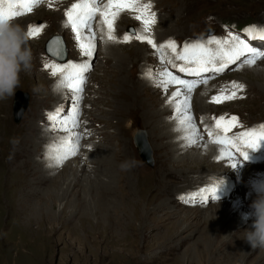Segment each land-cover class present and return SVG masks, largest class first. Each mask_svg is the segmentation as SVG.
<instances>
[{
	"label": "rangeland",
	"instance_id": "374dc122",
	"mask_svg": "<svg viewBox=\"0 0 264 264\" xmlns=\"http://www.w3.org/2000/svg\"><path fill=\"white\" fill-rule=\"evenodd\" d=\"M156 1L155 10H151L157 13V22L159 18H167L166 13L172 10L171 13L180 17V21L171 23L174 32H177L174 35L176 38L171 39L177 45V52L186 43L206 42L213 37L224 39L229 32L264 51V40L250 39L245 31L252 27L264 28V0ZM146 2L149 3L148 0ZM54 10L53 7L45 8L39 4L33 9L35 13L12 20H24L20 23L27 29L29 25H44L46 32L42 30L44 35L38 38L40 42L34 46L39 67L36 71L31 70L20 76V85L14 95L0 100V264H264V248H252L256 251L250 252L244 259L241 251L245 250L238 247L240 249L235 252L230 245L235 228L239 232L236 236H243L246 229L253 230L252 218L246 220L251 224L245 222L242 228L237 229L236 216H224L230 204L235 199H241L243 191H246L244 197L247 199L259 185H264V159L254 156L253 150L243 149L247 151L248 157L242 159V167H239L234 178L209 177L211 173L207 168L203 171L197 166L192 168L193 165L190 166L186 161L184 165L178 161L168 162L161 167L163 163L160 161L165 150H158L147 134L148 128L143 126L142 113L146 108L134 106L130 107L129 116L122 122L125 130L118 140L123 141L124 149L129 153L130 161H135V166L130 170L131 174L122 170L120 165L126 161L124 159L108 174L114 184L113 193L106 200L114 203L104 206L99 204L102 196L97 200V194L91 197L86 194L92 185L97 186L96 179L104 176L103 154L97 146L88 150L89 147L80 144L75 147V155L67 156L57 163L56 157L62 153L50 149H58L68 133L53 130L47 120L50 106H43L42 103L49 94V87L44 80L43 65L46 60L69 63L73 56L70 53L74 50L69 49L71 40L66 37V33H72L71 28H64L63 36L58 33L56 24L51 22V14L57 13ZM92 26L95 27L94 20ZM114 28L118 29L116 26ZM124 28L127 29L124 31ZM124 28V33L136 31L128 24ZM57 36L62 40L64 50L60 60L48 52L49 41ZM98 46L99 42L93 55L96 59L99 56ZM209 47L214 49L216 45ZM155 58L153 53L148 54L143 64L149 67ZM110 64L103 73H99L104 75L103 84L100 83L104 97L116 81V65L113 62ZM238 64L240 61L231 68L232 65H229L230 69H225L224 73L193 90L201 91L203 86L213 83L212 93H217L222 87H228L231 91L229 86L232 82L244 85L245 91L237 92V99L219 103L216 106L223 105L220 109L204 115L211 128L214 127L213 117L224 115L227 120L236 116L240 126L233 128L228 133L229 137L239 135L242 131L259 130L264 124V58L257 60L254 64L256 68L253 66L247 72L237 68ZM96 65L95 60L91 62L90 71L85 73L87 80L97 69ZM150 83L153 82L150 80ZM93 86L98 85L94 83ZM176 87L171 86L167 91ZM19 92L26 94L27 101L24 113L17 119L15 104L22 106L26 100L25 96L15 99ZM62 105L67 107L66 103ZM44 107L48 110H44ZM85 109L89 110L91 106ZM70 110L67 108L61 116L68 115ZM101 113L104 114L99 117L101 124L118 123V120L111 121L104 111ZM80 117L81 114L79 120ZM202 117L199 115V120ZM105 127L103 131L112 133V128ZM78 128L72 131L77 133ZM205 130L201 129V137H208ZM139 132L144 134L150 150L148 159L143 158L135 144ZM22 139L29 141L27 147L22 148ZM84 140L87 141V138ZM167 141L164 134L161 142ZM174 141L172 137L170 145L173 146ZM205 143L210 144L208 140ZM110 147L112 149L113 145ZM256 149L263 151L264 141ZM13 151H21V155L15 159ZM232 151L239 156L237 158L234 155L235 161H240L242 157L239 153ZM222 161L226 166L230 160L226 157ZM225 182L228 186L224 188ZM214 184H217V199L212 200L208 196L202 200L199 195L201 190L211 188ZM61 194L62 197H57ZM256 195L255 191L253 196ZM181 196L194 198L185 202L179 198ZM24 202L26 204L20 206ZM250 205L245 206L248 211H251Z\"/></svg>",
	"mask_w": 264,
	"mask_h": 264
},
{
	"label": "bare ground",
	"instance_id": "6f19581e",
	"mask_svg": "<svg viewBox=\"0 0 264 264\" xmlns=\"http://www.w3.org/2000/svg\"><path fill=\"white\" fill-rule=\"evenodd\" d=\"M148 1L149 3H151L152 9L155 10L154 5L157 1L156 0H148ZM75 2H77V0H46L44 3L40 4V6L43 5L45 6V8L53 7V9H55L54 10L55 13L57 12L56 14H54V12L53 14H51L52 15L51 17L53 18L51 19V22H53L54 25L56 24V28L59 30L58 33H62L64 28H66L64 27V24H63L64 20L66 19L64 16V13L71 6V4ZM99 2L101 6L107 3L106 0H99ZM141 3H147V2L146 0H141ZM160 5H163V3H161ZM163 7H165V5ZM32 12L35 13V11L32 10L31 12L27 13V15ZM152 12H155V11H152ZM171 12L168 11L166 13L167 18L165 19L159 18L158 22L156 20V23L152 25L151 36L157 45L163 44L166 41L171 40L172 38L175 37L174 36L175 33H177V32H174V27H172L171 23H173L172 21H176V22L180 21L179 19L180 17L178 14L177 16H175L174 13H171ZM135 15L136 13L129 12V11H124L119 15L114 25L118 27V29L117 30L115 29V32H114V34L118 36V38H122L124 34L126 33V32L124 33L125 29H127V28H124L125 24L133 26V28L136 30L135 32H140L142 30V25L140 21H137L134 18ZM174 16L176 17V20L174 19ZM99 19L100 18L97 15V17L94 19L95 27L92 26V32L96 34L95 42L96 44L99 42V46H98L99 56L97 59L94 56L92 58V61L95 60L97 64L96 65L97 69L92 73V76L88 80L86 78L87 83H85L84 85V91L82 93L83 98L79 105V114H81V117L79 120L80 129L78 128L79 130L77 131V133L79 134V140L78 142L76 140H73L71 142L74 147H78L80 146V144H82V146H86L87 148L89 147L88 150H91L90 147L97 146L99 151L103 154L102 155L103 157L102 165L105 167L103 169L104 176L101 177V179L98 178L100 180L96 179L95 183L97 186L92 185L89 189H87V192H86L87 196L91 197L92 195L94 196V194H97L98 196L97 200H99L100 197L102 196L101 197L102 201H99V204H103L104 206L114 203L113 201L106 200L107 196L112 195L113 193L112 186L114 184V183L112 184L113 180H111V175H108V174H110V172L112 173V170L115 168L116 164L120 163L124 159H126V161H130V158L128 157L129 153L124 149L125 145L123 141L118 140V137H120L122 132L125 130L124 126L122 125V122H124L127 116H129L128 114H129L130 107H134V106L140 107V108H146V110H144L142 113L143 126L145 127V129L148 128L149 132L147 134L151 136L150 138L156 144L158 150H165L163 153L165 155L160 161L163 163L161 167L165 166L168 162L182 161L183 165L189 163L190 166L193 165L192 168H195V166H197V168L201 169L202 171L204 170V168H207L210 171L209 173H211L210 175H208L209 177H216V178L218 177L219 178L237 177L236 175L239 172V167L241 166L240 163H242L243 157L240 159V161H236L235 167L231 166L233 161H229L226 167L222 161L223 159H219L221 147L215 144L205 143V140L209 141V137L200 136L199 138H197L196 144H199V146L195 144H194L195 147L194 145L186 146L185 141L181 140L180 138L183 135V133L174 131V128L176 127V121L170 119V117L173 115V108L172 106L168 105L166 101L171 96V94L174 91H176V88L172 89L170 92L168 91L165 92L161 88L154 86L153 83H150L149 79L144 78V74L149 70L153 72V75L159 70H161L160 67L162 66V64H161L160 59L157 56H156L157 58H155L154 60V63L151 62V65H150L151 67L150 66L148 67V65L143 64L144 62H146V57L148 54H151V53L154 54V50L146 42H140L135 39L131 40L129 43H113V42H106L105 40H102L101 39L102 33L100 31ZM22 21L24 20H21V21L15 20L12 22L15 24L21 25L20 22ZM123 28H124V31H123ZM24 29L27 31V28H24ZM72 33H66L68 34L66 37L69 40H71L69 42L70 43L69 49L71 51L74 50V52L72 51L70 53L73 56L70 57L69 62L73 61L74 63H81L84 60H87L88 58L82 57L80 55V51L76 46V41L74 40V33L73 34ZM43 35L44 33L41 31L34 38H28V46L31 48V51L33 54V61H32L33 66L31 69L33 71H36L35 69L39 67L38 66L39 62L37 58L35 57V55L37 54V49L35 50L34 46H36L37 42H40L38 38ZM62 35L64 36V33H62ZM145 35H147V33H145ZM132 44L134 45L136 44V45L133 46ZM164 55L166 56V60H169V59L173 60L174 63L177 65L183 64V61L175 60L173 53L169 49H164ZM241 59H244V57H242ZM35 62H37V64ZM111 62L115 63L116 65V70H117L116 81L113 84L114 87L112 88V90L109 91V93L106 94V96L104 97L101 91V88H103L102 80H104L103 78L104 75L103 74L101 75L99 73H103V71L106 69L105 67L111 65L110 64ZM166 66L169 71L175 73L181 78L189 79V80L195 79V77L186 76V75L183 76V73L178 72L177 69L172 66V64H167ZM233 66L234 65L230 66V68ZM253 66L251 67L244 66L241 69H243L244 72H247ZM257 66H259V64ZM230 68L228 67V69ZM254 68H256V66ZM44 70H45L43 71L44 80L46 81L47 86L49 87V94H47L46 98L44 99L45 101L44 103H42V105L43 106L49 105L50 106L49 112L55 111V109L58 107H61V106L64 107L62 104H65V103L67 104V107L65 106L63 108L64 110H66L67 108L72 109V104H73L72 93L67 88L57 87L58 83L60 82V75L52 76L50 75V69L44 68ZM128 70H129V75L127 74ZM26 73L27 72H21L20 76L26 75ZM203 75L212 76L213 74L207 73ZM38 76L41 77V75H38ZM94 83L97 84L98 86L94 87L93 86ZM212 86H213V83H210L208 85L203 86V88H201L202 89L201 91L198 89L191 93L190 109L192 110L191 111L192 117H195L194 118L195 122H197V124L195 125L199 133L201 132L202 128L204 129L211 128V126L209 125L204 115L207 116V114H209L211 110H217L223 106V105L216 106L218 104L209 102L212 96L218 95L220 92L219 91L216 93L214 91L215 94L212 93L213 87H214ZM87 106H91V109H89L90 111L85 109V107ZM101 106H102V109H101ZM44 110H48V109L44 107ZM100 111L101 112L104 111L105 115L107 114L108 116H110L111 121L118 120L117 121L118 123L115 124V123L109 122L106 124H101L102 122H100L99 117H101L100 114L102 113ZM62 113H64V111ZM199 115L203 116L201 120H199L198 118ZM167 119L169 120L166 121ZM105 126H107V128H110V129L112 128L113 129L112 133L103 131L104 129H106ZM164 134L166 135L167 140H168L166 143L161 142L162 138L164 137ZM138 135L140 136V138L144 137V134L142 132H139ZM172 137L175 138L173 146L172 144L170 145ZM86 138H87V141L84 140ZM97 139L103 140L104 142L98 141ZM93 142H96L97 145L94 144ZM20 144L22 145V148H24L28 146L29 141L27 139H22ZM105 144H109V145H105ZM111 145H113L112 149L110 147ZM136 146L138 147L140 154L143 157H146L148 159L149 157L148 153L150 154L148 145L141 146V144H137ZM87 148H84V149H87ZM263 151L259 149H255L251 152L254 153V156L264 159V154L263 153H262L263 155L261 154V152ZM20 152L13 151V156L15 157V159H17L19 155H21ZM84 153L85 152H83L82 154ZM233 155L237 156L235 153H233ZM237 158H239V156H237ZM185 161L187 163H185ZM259 168L260 167H256V169H259ZM130 170L132 171L133 167ZM130 170H127V171L131 174ZM223 186L224 188L227 187L228 183L225 182ZM244 192L246 191H243L240 200L235 199L232 202V204H230V206L228 207L225 213L226 215H224L225 217L231 216V215L236 216L235 217L236 222H238L237 229L242 228V225L245 222H247L246 220L249 217L248 214L250 213V211H248L245 208V206H248L249 204H251L253 200L256 198L254 197L255 190L252 191V193H250L251 195L248 196L247 199H245L244 197ZM58 196L62 197L63 194L57 195V197ZM251 196L253 197L251 198ZM24 204L26 203L24 202L20 206H23ZM241 210H244L245 213H243ZM247 224H251V223L247 222ZM233 231L234 232L232 234V241H230V245L232 246L233 250H235V252L237 249H240L238 247H242L245 250V252H242L241 250L240 251L242 253L241 254L242 258L245 259L247 256L250 255V252L254 253L256 251L250 247V245L243 239V236H241V234L239 236H236L239 233L237 232L236 228ZM244 231H248V230L246 229Z\"/></svg>",
	"mask_w": 264,
	"mask_h": 264
},
{
	"label": "snow or ice",
	"instance_id": "6c2138e0",
	"mask_svg": "<svg viewBox=\"0 0 264 264\" xmlns=\"http://www.w3.org/2000/svg\"><path fill=\"white\" fill-rule=\"evenodd\" d=\"M45 0H0V19L12 21L16 17L25 15L33 10L35 6L44 3ZM151 3H141V0H107L106 4L100 5L99 0H77L65 11L64 27H70L74 33L76 46L82 57H87L81 63H56L45 62L44 68L50 69V75H60V82L57 87L67 88L72 93V109L66 116H61L64 111L63 107H58L53 112L47 113V120L53 130H60L68 133L61 142L58 149H50L62 153L56 157L57 163L68 155H75L76 149L71 143L73 140L78 142L79 134L72 129L79 127V105L82 100V93L86 83L85 73L90 71L92 58L96 49V34L92 32V21L99 16L101 39L106 42L113 43H129L135 39L140 42H146L153 50L154 54L160 59L164 65L161 70L153 75L151 70L144 74V78L153 82L154 86L161 88L167 92L171 86L176 87L166 103L173 108L171 120L176 121L174 131L182 132L180 137L185 141L186 146H192L197 143V138L200 133L196 128L190 111L191 93L200 84H207L209 79H213L216 75L224 73L229 65H237V68L244 66H253L257 60L264 58V51L250 46L245 40L237 35L229 32L228 37L217 39L209 38L206 42L186 43L183 48L177 52V45L174 41L168 40L163 44L157 45L151 36L152 25L156 23V14L151 11ZM136 13L135 19L140 21L142 30L140 32L125 33L122 38H118L115 32V22L119 15L124 12ZM44 25L33 26L29 25L27 29L28 38H34L44 28ZM87 29V34L85 33ZM106 29V31H105ZM246 34L250 39L258 38L264 40V28L256 29L252 27L246 29ZM147 33V35H145ZM209 45H216L215 49ZM164 49H169L173 53L175 60L183 61V64L177 65L173 60H166ZM48 52L57 60L63 58V42L60 37H54L48 43ZM244 57L243 60L241 58ZM167 64H172L178 72L184 73L186 76L195 77L189 80L181 78L173 74L167 68ZM204 73H212L213 76H204ZM228 87H222L216 96H212L210 103L219 104L227 100L237 99V92L244 90L243 84L232 82ZM243 98V97H239ZM214 127L206 129L208 132L209 142L221 147L219 159L227 157L232 167L236 166L235 156L232 150H236L243 158H247V151L243 149L255 150L261 141H264V125H261L259 130L253 129L243 131L239 135L229 137L228 133L236 127L240 126L238 118L232 116L226 120L224 116L219 118L213 117ZM219 133H223L220 135ZM217 184L211 188L202 189L199 195L202 200L208 196L212 200H216ZM182 201L187 202V199L179 197Z\"/></svg>",
	"mask_w": 264,
	"mask_h": 264
},
{
	"label": "clouds",
	"instance_id": "9594fccd",
	"mask_svg": "<svg viewBox=\"0 0 264 264\" xmlns=\"http://www.w3.org/2000/svg\"><path fill=\"white\" fill-rule=\"evenodd\" d=\"M33 54L28 46L27 31L19 24L0 19V100L14 95L20 85V73L30 72ZM135 161H124L122 170H130ZM257 195L250 205L251 231L243 239L251 248H264V185L255 189Z\"/></svg>",
	"mask_w": 264,
	"mask_h": 264
},
{
	"label": "water",
	"instance_id": "95a60500",
	"mask_svg": "<svg viewBox=\"0 0 264 264\" xmlns=\"http://www.w3.org/2000/svg\"><path fill=\"white\" fill-rule=\"evenodd\" d=\"M19 96H25V98H26V100H25V102H24V104L22 105V106H17L18 105V103H16L15 104V115L17 116V119L18 118H20L21 116H22V114L24 113V111H25V108H26V101H27V96L26 95H23V94H21V93H17V95H16V98L15 99H17ZM17 102V101H16ZM142 137V136H141ZM135 143H136V145L137 144H141V146H146L147 144H146V141H145V139H144V137H142V138H140V136L139 135H137L136 137H135ZM144 158V157H143ZM147 160V159H146Z\"/></svg>",
	"mask_w": 264,
	"mask_h": 264
}]
</instances>
